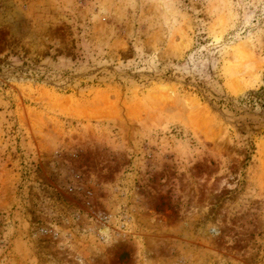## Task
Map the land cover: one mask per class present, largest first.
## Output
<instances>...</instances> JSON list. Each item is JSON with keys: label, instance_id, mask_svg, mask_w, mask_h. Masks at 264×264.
<instances>
[{"label": "rangeland", "instance_id": "1", "mask_svg": "<svg viewBox=\"0 0 264 264\" xmlns=\"http://www.w3.org/2000/svg\"><path fill=\"white\" fill-rule=\"evenodd\" d=\"M0 264H264V0H0Z\"/></svg>", "mask_w": 264, "mask_h": 264}]
</instances>
